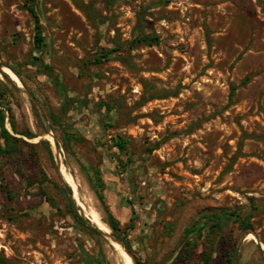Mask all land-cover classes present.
Returning <instances> with one entry per match:
<instances>
[{
	"label": "rangeland",
	"instance_id": "rangeland-1",
	"mask_svg": "<svg viewBox=\"0 0 264 264\" xmlns=\"http://www.w3.org/2000/svg\"><path fill=\"white\" fill-rule=\"evenodd\" d=\"M27 4L0 0V63L36 101L0 70L36 136L6 113L0 260L125 264L90 216L108 226L98 176L136 264H264V0H36L41 49Z\"/></svg>",
	"mask_w": 264,
	"mask_h": 264
},
{
	"label": "trees",
	"instance_id": "trees-1",
	"mask_svg": "<svg viewBox=\"0 0 264 264\" xmlns=\"http://www.w3.org/2000/svg\"><path fill=\"white\" fill-rule=\"evenodd\" d=\"M36 0H28L27 4V9L30 12V14L32 15V17L34 18L35 21V44L37 46L38 49H41L44 46V41H45V36H44V32H43V26L40 20V17L34 7V2ZM154 41L158 42V38H152L151 36H145L142 33H139L136 36L135 42L136 43H153ZM101 57H106L105 54H103ZM19 75V74H18ZM20 76V75H19ZM250 80V77H247L243 83H247ZM235 89L233 88L231 90V95H230V101H232V98L235 94ZM9 113L10 115V124L12 126V129L14 131L15 134H19V135H23L25 137L28 138H35L36 136H34L31 132H24V131H20L17 129V126L14 122V113H13V109L11 106L4 104L2 102H0V133H1V138L4 140L5 145L1 146L0 149L3 153L6 154H11L13 153V146H12V142L14 140H17L16 137H14L10 131L7 129L6 127V119H7V114ZM115 145L117 147H119V149L121 150H126V142L124 140H119L115 142ZM96 179H91L93 187L99 197V199L101 200V202L103 203L106 215H107V224L108 226L111 228V230L113 231V235L123 243L124 247L129 251V253L134 257V259L136 260V256L133 252V249L131 247V245L126 242V240L123 237V229L121 227L120 222L114 217V215L112 214V212L110 211L109 207L107 206L104 196L102 194L103 188H104V181L100 178V177H95ZM71 191V190H70ZM72 192V191H71ZM217 216H211L209 217L210 219H216ZM246 226V230L251 229L252 227L249 224H245ZM3 262V264H10V261L8 260H4L1 259L0 263ZM232 262V259H231ZM137 264H139V262L137 261Z\"/></svg>",
	"mask_w": 264,
	"mask_h": 264
},
{
	"label": "bare ground",
	"instance_id": "bare-ground-1",
	"mask_svg": "<svg viewBox=\"0 0 264 264\" xmlns=\"http://www.w3.org/2000/svg\"><path fill=\"white\" fill-rule=\"evenodd\" d=\"M3 71L9 76L10 79H12V81L17 86H19V87L22 86V82H21L20 78L17 75H15L10 69L4 68ZM50 136L51 135H48L46 138L48 140H50L52 143H54V140ZM59 165L65 166V163L62 160V157H59ZM62 168H61V174L65 177V179L67 180V182L69 183V185L71 187H73V199H74V201L77 203V205H79L80 207H82L83 210H85L84 204L82 203L81 198H80V194H79V184H78L77 180L74 178V176H73L74 174L72 175L71 173H69L67 171V169H65V171H63ZM90 216L92 217V222H94L97 226H99L101 228V229L100 228L99 229L104 234H106L108 236L111 235V230H110L109 226H107L105 223H103L100 220V218H99V216H98L97 213H95L94 211H92V213L90 214ZM103 230L105 232H107V233H110V234L105 233ZM107 238H109V237H107ZM112 243H113L112 245L116 248V250L121 251V252L123 251L122 250L123 248L119 244L114 243V242H112ZM124 255H125V264H128L127 263V255L126 254H124ZM129 260H130V264H131V260L133 261V259L130 256H129Z\"/></svg>",
	"mask_w": 264,
	"mask_h": 264
},
{
	"label": "water",
	"instance_id": "water-1",
	"mask_svg": "<svg viewBox=\"0 0 264 264\" xmlns=\"http://www.w3.org/2000/svg\"><path fill=\"white\" fill-rule=\"evenodd\" d=\"M4 68H7V67H5L3 64H1L0 63V70H2L3 71V69ZM9 69V68H8ZM4 72V71H3ZM13 72V71H12ZM14 73V72H13ZM4 74H6L5 72H4ZM15 74V73H14ZM7 75V74H6ZM16 75V74H15ZM8 76V75H7ZM9 77V76H8ZM15 84V83H14ZM16 85V84H15ZM17 86V85H16ZM18 87V89H20L21 91H23L25 94H27L31 99H32V101L33 102H35V104H36V101H35V98L31 95V94H29V92L28 91H26V89L24 88V85L22 84V86L21 87H19V86H17ZM39 112H40V116H41V118H42V120H43V122H44V124H45V129H46V134L47 135H51L52 137H53V139H54V143H52L50 140V143H51V146H52V149H53V151H54V153L56 154V161H57V165H58V167H59V170L61 171V166L59 165V157H60V154H59V151H58V145H57V142H56V139H55V137H54V135H53V132H52V129H51V126H50V123H49V121H48V119H47V117H46V115L39 109ZM72 198H73V196H72ZM74 200V199H73ZM82 214V213H81ZM92 227H93V224H91V223H89ZM102 236H104V238H106L110 243H112V242H114V243H117V244H119L123 249V251L125 252V254L127 255V256H130L132 259H133V261H134V263L136 264V262H135V259H134V257L129 253V251L124 247V245H123V243L121 242V241H119L114 235H113V233H111V235L110 236H108V235H106V234H104L100 229H99V227H94ZM107 237H109V238H107ZM237 256H238V252H237ZM237 256H236V264H237Z\"/></svg>",
	"mask_w": 264,
	"mask_h": 264
}]
</instances>
